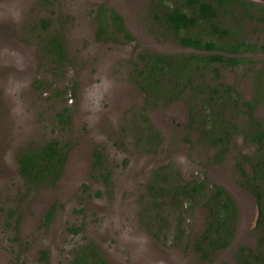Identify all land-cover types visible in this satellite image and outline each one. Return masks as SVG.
Listing matches in <instances>:
<instances>
[{
    "label": "rangeland",
    "instance_id": "1",
    "mask_svg": "<svg viewBox=\"0 0 264 264\" xmlns=\"http://www.w3.org/2000/svg\"><path fill=\"white\" fill-rule=\"evenodd\" d=\"M250 1L264 6V0ZM101 4L123 15L134 40L121 35L116 42L97 40ZM150 10L151 0H0V264H67L88 240L105 251L108 264H208L191 246L207 226L204 197L192 208L179 197L184 202L177 210L167 195L158 198L166 201L164 208L154 207L153 190L164 185L179 190L178 183L205 182V193L213 183L224 186L239 207L234 243L256 247L254 228L264 210L239 184L236 167L241 154L255 153L253 142L232 138L220 161L215 157L220 150L190 119L192 104L201 120L207 108L199 110L203 102L189 96L147 106L161 144L148 150L143 143L150 129L140 124L146 106L130 77L135 60L144 50L181 51L175 40L158 34ZM245 27L251 39L264 41V27L253 22ZM54 36L64 40L62 61L48 50ZM255 65L223 72L241 100L253 99L259 90ZM232 111L226 114L233 116ZM255 113L264 125V98ZM50 139L70 143L64 175L55 186L34 189L17 158ZM96 151L103 157L101 170L94 168ZM103 171L110 173L109 185ZM164 174L169 181L163 182ZM235 248L212 264H241Z\"/></svg>",
    "mask_w": 264,
    "mask_h": 264
},
{
    "label": "trees",
    "instance_id": "2",
    "mask_svg": "<svg viewBox=\"0 0 264 264\" xmlns=\"http://www.w3.org/2000/svg\"><path fill=\"white\" fill-rule=\"evenodd\" d=\"M150 13L158 27V34L175 40L181 51L159 53L144 50L135 60L130 77L144 94L146 106L143 107L144 113L140 114V124H144V130L150 129L145 134L143 143L147 145L148 150L155 149L153 147L157 149L161 144V136L147 115V106L158 107L160 104H170L189 96L196 101H202L203 108L199 110L206 107L207 118L201 120L197 103H194L190 107V119L201 127L200 131L206 134L205 140L216 146L217 151L220 150V153L215 155L216 158L221 161L225 157L220 158L218 155L227 153L231 139L237 136L255 144V153L252 156L241 154L243 158L236 163V167L239 171V184L256 198L260 209L264 210V125L255 113L257 104L264 98L261 97L264 93V58L254 61L249 56L264 54V41L253 40L245 33V26L250 22L264 27V6L250 0H151ZM45 22L42 21L43 28L47 29L49 22ZM95 22L97 40L116 42L118 35L125 41L135 39L123 15L106 4L97 8ZM63 41L57 36L49 41L48 50L56 61L65 58L66 47ZM248 64H258L252 68L257 73L259 90L256 97L244 101L225 81L223 72ZM241 106L244 109H241ZM229 109L233 110V116L226 114ZM67 111L68 109L64 108L63 112L59 113L61 120ZM69 144L50 139L24 149L18 155L17 161L19 171L27 183L34 189L57 185L64 175L70 155ZM95 155L94 168L101 170L103 157L99 151H96ZM248 165L251 167L250 173ZM100 176L104 183L109 185L110 173L103 171ZM161 178L163 182H167L169 174H164ZM176 185H179V190L174 189V185H164L161 191L158 187L153 190L154 207L158 212L164 208L161 203L164 205L166 201L160 202L158 198H165L167 195L172 199L170 204L175 203L177 210L184 199L192 208L197 199L204 197L202 204L207 210V226L191 243L194 252L202 261L212 264L218 254L236 246L233 255L239 263L264 264L262 212L254 228L257 234L256 247L236 244L234 241L240 218L239 207L233 195L224 186L213 183L212 189L205 193V182ZM179 197L185 198L181 201ZM53 212L54 208L50 213ZM159 219L164 221L163 217ZM78 230L79 228L73 229ZM180 234L175 236L178 243L181 240ZM67 264H108V261L105 251L95 241L88 240Z\"/></svg>",
    "mask_w": 264,
    "mask_h": 264
}]
</instances>
